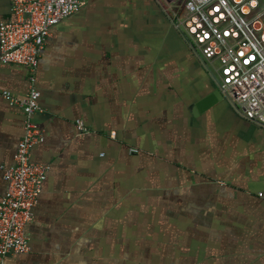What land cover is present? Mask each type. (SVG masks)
<instances>
[{
  "label": "crops",
  "instance_id": "0c3cea01",
  "mask_svg": "<svg viewBox=\"0 0 264 264\" xmlns=\"http://www.w3.org/2000/svg\"><path fill=\"white\" fill-rule=\"evenodd\" d=\"M183 1L81 0L51 29L31 150L48 172L29 251L0 264H264V129L222 97L198 110L218 87L174 28ZM27 88L24 67L0 62V90ZM22 136L0 93V202Z\"/></svg>",
  "mask_w": 264,
  "mask_h": 264
},
{
  "label": "built area",
  "instance_id": "2783aa9c",
  "mask_svg": "<svg viewBox=\"0 0 264 264\" xmlns=\"http://www.w3.org/2000/svg\"><path fill=\"white\" fill-rule=\"evenodd\" d=\"M0 1L9 3L14 17L0 22V62L24 67L28 82L27 93L20 97L0 90L3 99L23 115V136L14 164L4 172L7 189L0 202L3 259L29 251L25 228L48 172V167L31 160L32 148L43 141L33 121L42 112L36 87L39 56L51 29L78 13L81 0ZM171 16L174 28L187 39L206 70L215 73L222 98L244 120L264 129V0H184L180 12ZM76 125L80 133L88 132L82 122Z\"/></svg>",
  "mask_w": 264,
  "mask_h": 264
},
{
  "label": "water",
  "instance_id": "95a60500",
  "mask_svg": "<svg viewBox=\"0 0 264 264\" xmlns=\"http://www.w3.org/2000/svg\"><path fill=\"white\" fill-rule=\"evenodd\" d=\"M174 1V0H173ZM221 94L218 90L214 91L213 93L209 94L208 96H206L203 100H201L198 105L197 108L199 111L205 110L211 106H213L214 104H216L219 100H221Z\"/></svg>",
  "mask_w": 264,
  "mask_h": 264
}]
</instances>
